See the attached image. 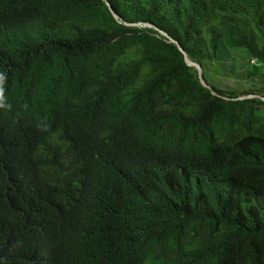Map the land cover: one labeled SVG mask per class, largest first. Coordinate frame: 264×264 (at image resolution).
Returning <instances> with one entry per match:
<instances>
[{
    "label": "trees",
    "instance_id": "16d2710c",
    "mask_svg": "<svg viewBox=\"0 0 264 264\" xmlns=\"http://www.w3.org/2000/svg\"><path fill=\"white\" fill-rule=\"evenodd\" d=\"M262 97L264 0H0V264H264Z\"/></svg>",
    "mask_w": 264,
    "mask_h": 264
},
{
    "label": "rangeland",
    "instance_id": "374dc122",
    "mask_svg": "<svg viewBox=\"0 0 264 264\" xmlns=\"http://www.w3.org/2000/svg\"><path fill=\"white\" fill-rule=\"evenodd\" d=\"M227 58L232 57L233 55L225 52ZM237 57V55H236ZM233 60V59H232ZM243 61L239 60L238 62L235 61L237 64V67H233L231 63L227 64V68L229 72H231V75L227 74H220V75H215V74H210V79L212 82H214L216 85L219 87L227 90V89H237L239 86L243 85L245 80L241 79L239 76V72H241L243 69L240 68V63ZM247 88V85H244Z\"/></svg>",
    "mask_w": 264,
    "mask_h": 264
},
{
    "label": "water",
    "instance_id": "95a60500",
    "mask_svg": "<svg viewBox=\"0 0 264 264\" xmlns=\"http://www.w3.org/2000/svg\"><path fill=\"white\" fill-rule=\"evenodd\" d=\"M109 6H110V5H109ZM110 9H111V11L113 12L114 16L118 18L119 16L114 12V10H113V8H112L111 6H110ZM162 33L165 34L166 36H168V34H166V33H164V32H162ZM170 39H171L173 42H176V43H177V41L174 40L173 38L170 37ZM178 45H179V43H178ZM180 49L185 53V56H186V52L183 50V48H182L181 46H180ZM186 62H187L188 65H190V66H194V67H196V68L198 69V71H199V78H200L201 83H202L204 86H206V87H208V88L211 89V86L208 85V84L204 81V79L202 78V68L200 67V65L197 64V63H195V62H193V61H191L187 56H186ZM262 99L264 100V97H262Z\"/></svg>",
    "mask_w": 264,
    "mask_h": 264
},
{
    "label": "built area",
    "instance_id": "2783aa9c",
    "mask_svg": "<svg viewBox=\"0 0 264 264\" xmlns=\"http://www.w3.org/2000/svg\"><path fill=\"white\" fill-rule=\"evenodd\" d=\"M256 60H253V62H255Z\"/></svg>",
    "mask_w": 264,
    "mask_h": 264
}]
</instances>
